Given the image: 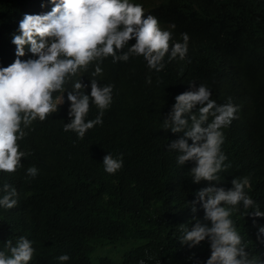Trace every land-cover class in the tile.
Returning <instances> with one entry per match:
<instances>
[{"label":"trees","instance_id":"1","mask_svg":"<svg viewBox=\"0 0 264 264\" xmlns=\"http://www.w3.org/2000/svg\"><path fill=\"white\" fill-rule=\"evenodd\" d=\"M146 1L173 33L164 69L150 70L143 56L115 63L103 59L100 74L93 75L98 63L93 62L72 77L64 94L53 93L54 99L64 95V103L24 129L27 135L18 142L26 154L22 167L0 171V189L7 183L18 192L15 207L0 206V251L8 240L15 245L23 236L35 249L29 264H206L209 241L189 247L181 245L180 237L195 223L193 215L205 222L203 208L197 204L193 214L190 203L210 182H192L189 170L195 162L179 166L161 129L175 97L194 90L193 82L195 88L206 85L216 102L230 98L240 105L239 120L226 132L228 165L220 178L229 182L248 176L246 192L264 212V0ZM58 2L0 0V61L8 58L0 68L17 59L12 38L24 15L46 14ZM183 33L189 35L186 57L170 60L171 47L183 43ZM29 47L21 61L36 58ZM79 79L89 95L92 79L113 86L102 124L83 139L64 131L70 122L67 94ZM99 111L90 102L86 120ZM108 153L122 154L123 167L115 174L104 170ZM31 166L39 170L35 177L27 175ZM256 207L241 204L231 219L249 259L264 261V236L258 239L264 217L251 215ZM62 254L70 259L59 261Z\"/></svg>","mask_w":264,"mask_h":264},{"label":"clouds","instance_id":"2","mask_svg":"<svg viewBox=\"0 0 264 264\" xmlns=\"http://www.w3.org/2000/svg\"><path fill=\"white\" fill-rule=\"evenodd\" d=\"M153 6L146 0H59L46 14L24 15L19 22V34L12 38L17 59L0 68V171L13 173L22 167L21 160L26 154L18 142L27 135L24 129L36 119L44 121L57 112L64 103V95L54 99L53 93L64 94L72 77L82 75L89 64L98 62L93 74L98 75L102 72L99 63L103 59L127 62L131 55H136L144 57L150 70L164 69L163 61L169 53L173 33L153 11ZM182 37L183 43H173L170 60L185 59L189 35L183 33ZM129 43L131 47L123 51ZM25 46H30L29 51L36 58L19 59L25 55ZM7 59L0 61V66ZM146 82L151 83V79ZM86 87L81 79L76 80L67 94L70 122L64 125V131L75 132L80 139L89 129L102 124L104 110L112 102V85L101 86L92 79L90 95L85 94ZM190 87L194 90L175 97L161 129L170 141L167 148L177 155L179 166L195 162L189 170L192 182H210L208 187L195 193L196 200L190 203L193 214L198 211L197 204L203 208V221L210 222V226L193 215L195 223L190 230L184 229L181 245L195 247L207 239L211 256L206 264H264L255 258L249 259L242 236L231 219L241 204L244 209L256 207L246 192L250 178L245 176L229 182H222L220 178L228 165L224 147L226 132L239 120L240 105L230 98H218L216 102L206 85L199 83L195 88L193 82ZM90 102L100 111L95 119L86 120ZM178 134L179 138L174 140ZM103 165L108 174H115L123 167L122 154L113 157L108 153L103 157ZM38 171L31 166L27 175L35 177ZM0 190L4 193L0 206L15 207L17 189L5 183ZM251 215L264 217V212L256 207ZM260 236H264V226L259 227L258 239ZM5 248L0 251V264H29L35 252L33 242L23 236L15 245L11 240L5 242ZM69 259L67 254L58 257L61 262Z\"/></svg>","mask_w":264,"mask_h":264},{"label":"rangeland","instance_id":"3","mask_svg":"<svg viewBox=\"0 0 264 264\" xmlns=\"http://www.w3.org/2000/svg\"><path fill=\"white\" fill-rule=\"evenodd\" d=\"M125 249V248H124ZM124 249H123V251H124ZM96 256H94V258H95Z\"/></svg>","mask_w":264,"mask_h":264}]
</instances>
